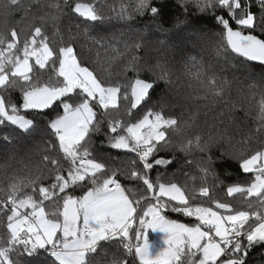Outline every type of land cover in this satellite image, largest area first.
Wrapping results in <instances>:
<instances>
[{
    "label": "snow or ice",
    "instance_id": "6c2138e0",
    "mask_svg": "<svg viewBox=\"0 0 264 264\" xmlns=\"http://www.w3.org/2000/svg\"><path fill=\"white\" fill-rule=\"evenodd\" d=\"M179 3L186 15L189 5L195 6L198 16L210 14L221 29L215 44L218 61L232 67L229 57L264 64V0L255 5L259 14L252 11L254 0ZM64 4L69 5V0H64ZM27 5L20 7L18 0H11V6L24 13L23 19L31 17L30 31L9 29L7 25L0 30V128L8 126L31 137L39 131V125L30 113L41 115L58 105L62 114L46 122L51 138L43 142L46 147L42 151L47 154L42 156V162L46 168L51 165L48 175L41 174L40 168L35 176L31 172L14 173L0 201V213L7 221L6 234L0 236V264H20L19 257L41 252L49 258L48 264H246L251 248L264 244V142L254 151L246 147L249 137L233 145L239 153L237 163L241 172L251 174L252 178L246 185L228 186L226 194L229 198L242 197L247 210L210 195L217 179L210 154L200 168L204 183L198 190L188 183L161 182L159 177L154 182L149 175L151 170L174 162V157L159 156L171 145L167 134H180L193 127L188 121L181 123L178 118L165 116L167 105L163 103L159 111L153 105L142 118L132 122L134 111L148 104L151 92L159 84L171 86L166 67L157 63V72L148 67L147 60L140 63L142 57L136 53L147 48L140 40L125 44L123 52L113 45L115 55L110 58L105 79H101L95 69L78 57L74 39L65 41L58 30L50 39L41 26H36L37 21L46 24L47 19H56L45 8L61 13V5H49L46 0H27ZM34 5L36 11H32ZM4 8L7 10L9 5ZM69 11L92 23L104 20L91 3L69 5ZM160 13L156 0H134L132 12L121 5L118 18L131 22L134 15L150 14L155 18ZM189 27L194 26L187 22L179 26L174 38L186 39L180 34ZM169 31L157 26L160 35ZM58 36V48L50 46ZM156 44L164 45L165 41L158 39ZM126 54H131L128 63L119 72H113L112 66ZM191 59L195 62V57ZM46 71L52 75L44 79ZM120 77L124 84L110 82ZM195 79L204 96L188 97L189 100H224L226 89L221 85L228 84L226 77L219 80L215 75L207 77L197 72ZM15 92L20 94L17 102L11 98ZM164 98L161 94L160 99ZM122 103L126 105L127 119L114 115L120 112ZM222 116L218 113L213 119ZM257 119L261 123L257 132L264 133V99L260 101ZM105 125L108 143L101 147L134 154L137 159L129 161L128 168L111 167L110 160L94 155L93 137ZM215 132L213 135V129H209L206 138L198 133L177 146L186 154L194 148L208 152L213 144L226 139L218 129ZM0 142L12 141L4 133L0 134ZM65 163L67 168L63 167ZM121 177L142 182L143 190L129 189ZM45 179L51 182L45 184ZM209 179L213 184L207 183ZM25 189L38 191L39 199ZM77 191L82 194H74ZM46 201L52 202L51 211H46ZM168 212L191 218L195 223L170 219ZM154 233L161 235L162 242L151 239Z\"/></svg>",
    "mask_w": 264,
    "mask_h": 264
},
{
    "label": "trees",
    "instance_id": "16d2710c",
    "mask_svg": "<svg viewBox=\"0 0 264 264\" xmlns=\"http://www.w3.org/2000/svg\"><path fill=\"white\" fill-rule=\"evenodd\" d=\"M79 2L95 5L96 10L104 16L103 22L92 23L72 14L69 11V5L74 6ZM18 3L20 7L28 6L27 0H18ZM46 3L49 5L59 3L63 11L57 13L54 8H45L44 11L55 16L56 19L51 20L46 17V24L37 21L36 26H41L50 39L57 30L65 41L74 39L78 57L91 69H95L99 78L105 79V70L109 66L110 58L115 55L112 51L113 45L123 52L125 44H134L140 40L147 44L144 51L136 53L142 57L140 63L147 60L148 67L157 72H159L155 68L157 63L166 67L171 86L159 84L151 92V100L148 104L138 111H134L132 122L142 118L147 109L153 105H155L154 110L159 111V105L163 103L167 105L164 110L165 116L178 118L181 123L188 121L193 124V127L185 128L180 134L171 131L167 134L171 145L168 149L161 151L159 156L174 157V162L168 167H154L149 174L150 178L154 182L159 177L161 182L188 183L190 187H195L198 190L204 183L201 179L200 168L205 166L210 154L214 161L212 168L217 175L216 187L211 190L210 195L221 202L240 205L247 210L243 198L240 196L229 198L226 188L236 183L246 185L252 178L251 174L241 172L237 163L239 153L233 145H236L237 141L249 137L246 147L249 151H254L260 148L261 142H264V133L257 132V129L261 127L257 113L260 101L264 99V67L232 57H229V60L234 67L226 66L222 60L218 61L215 57V44L218 42L221 29L210 14L196 15L194 5L188 6L186 15L179 0H156V6L161 9L159 16L152 18L150 14L143 17L134 15L131 22L119 19L118 13L121 10V5L126 6L131 13L134 0H69V5H65L64 0H46ZM5 4L9 5L7 10L4 8ZM256 4H258V0H254L252 11L259 14ZM36 10L34 5L32 11ZM23 17L24 13L19 8L11 6V0H0V30H3L7 25L9 29L16 27L18 31L21 29L25 32L30 31L31 17L27 19H23ZM185 22L194 27L186 28L180 34L186 39L182 41L175 39L173 34ZM158 25H162L170 31L165 35H160L157 33ZM158 39L165 41V44H156ZM58 41L59 36L56 40L51 41L50 46L58 48ZM97 41L100 43H96ZM130 55L126 54L120 57L111 70L119 72L128 63ZM193 57H195V62L191 59ZM225 67L227 70L221 71ZM197 72H203L207 77L215 75L219 80L227 78L228 84L221 85L226 89L224 100L212 102L199 98L188 99V97L204 96L203 90L200 89L195 79ZM51 75V71L43 73L44 79ZM128 75L131 76V73L129 72ZM53 82H55L54 77ZM110 82L124 84L125 81L120 77L118 80ZM161 94L164 95V100L160 99ZM11 98L14 102L19 101V92L13 93ZM232 102L235 104L233 105ZM125 107L126 105L122 103L120 112L114 113V115L121 119H127L124 116ZM218 113H223L222 118L218 117L214 120L213 117ZM58 114H62L58 105L51 110H45L41 115L30 113V118L34 116L39 125V131L31 137H24L8 126L0 128V134L8 133L12 141L7 144L0 142V201L4 199L14 173L25 175L31 172L35 176L37 175L36 169L40 168L41 174L48 175V168L51 165L46 168L42 162V156L47 154L42 151L46 147L43 142L51 138L46 128V122ZM194 115L195 120L193 121ZM209 129H213V135H216L215 130L218 129L226 139L222 143L213 144L208 152H200L194 148L186 154L179 150L177 145L180 142L193 138L198 133L206 138ZM106 131L105 125L102 131L93 137L94 155L101 160H110L111 167L128 168V162L136 160V156L130 152H119L101 147L102 143L105 145L108 143L104 135ZM222 152L226 155L222 156ZM63 167L67 168L68 165L65 163ZM121 180L126 187L133 191L143 190L142 182L125 177H121ZM42 182L48 184L51 181L45 179ZM207 183L211 185L213 181L209 179ZM24 191L39 199L38 191L35 193L31 189ZM74 194L80 195L82 192L77 191ZM200 201L201 198L197 194V202ZM44 206L46 211H51L53 208L50 201H46ZM209 206H211L210 202ZM167 215L182 221L195 222L191 218L176 213L168 212ZM6 222V216L0 213V236L6 234ZM19 259L20 264H48L49 261V258L42 252L32 257L21 256ZM108 259H111V256ZM246 264H264V244L251 248L246 257Z\"/></svg>",
    "mask_w": 264,
    "mask_h": 264
},
{
    "label": "rangeland",
    "instance_id": "374dc122",
    "mask_svg": "<svg viewBox=\"0 0 264 264\" xmlns=\"http://www.w3.org/2000/svg\"><path fill=\"white\" fill-rule=\"evenodd\" d=\"M79 3H81V2H79ZM169 217V216H168ZM170 219H175V220H177L178 222H182V223H187V224H193V223H190V222H187V221H182L181 219H179V218H171V217H169ZM195 223V222H194ZM151 239H153V240H155V241H157V242H162V237H161V235L160 234H158V233H154V234H151Z\"/></svg>",
    "mask_w": 264,
    "mask_h": 264
},
{
    "label": "water",
    "instance_id": "95a60500",
    "mask_svg": "<svg viewBox=\"0 0 264 264\" xmlns=\"http://www.w3.org/2000/svg\"><path fill=\"white\" fill-rule=\"evenodd\" d=\"M251 63H253V64H257V65H260V66H263V67H264V64H261L260 62L252 61Z\"/></svg>",
    "mask_w": 264,
    "mask_h": 264
}]
</instances>
